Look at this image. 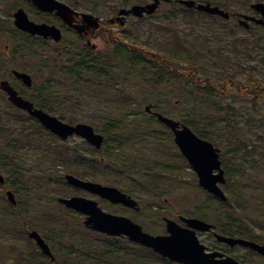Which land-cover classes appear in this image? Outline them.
Here are the masks:
<instances>
[{
  "label": "rangeland",
  "instance_id": "1",
  "mask_svg": "<svg viewBox=\"0 0 264 264\" xmlns=\"http://www.w3.org/2000/svg\"><path fill=\"white\" fill-rule=\"evenodd\" d=\"M77 1L82 7L85 5L86 8L97 5L98 8L104 9V14L93 13L87 9H83V11L109 18L116 15L117 9L121 6L126 7L133 3H146L151 0H134L129 4L118 7L116 5L119 0ZM219 1L227 10L247 13L251 2L261 0ZM12 6L13 2L0 0V78H9V81L14 83L27 97H29L28 94L35 97L39 95L42 87L52 85V88L48 91L52 90V93H50L51 98L48 100L51 104L48 105L53 108L51 114L68 123L84 122L94 126L95 130L102 133L106 138L104 148L95 151V156L102 159V156L106 157L108 152L112 153L113 157L118 160L119 164L110 168L108 172H105L104 168L99 166L93 170L92 174H88L89 177L87 178L112 185H116V181H119L125 188L127 186L131 188V185L127 182L134 183L135 186H132L131 189L136 193L133 194V197L138 201L140 210L134 211L120 205L111 204L97 196L69 186L64 180L65 173L75 175L76 171L86 170V167L78 166L74 159L77 152L71 148H81V154L87 157L83 151L90 150L92 147L77 136L61 140L34 120H28L26 117H21L20 121H17L16 118L22 112L11 107L2 92H0V110L3 116L0 117V138L13 135L17 142H20L26 148L12 164L7 160V157L11 154L6 151L2 153L1 162L4 170H0V172L2 174L8 172L9 177L7 185L0 186V209L6 210L5 207L8 202L6 201L5 191L12 189L19 201V205L13 210L16 213L19 208L29 207L35 221H40L39 213L44 212L54 214L58 219L69 224L70 228L78 229L80 227L78 222L84 227L82 223L84 216L74 211V213L69 212L56 198L59 196L82 195L96 200L106 212L132 217L141 222L149 231H154L157 234L165 233L163 217L177 219L178 215H187L188 212L195 210L198 205L203 204L207 196L205 191L198 186L196 174L174 146L171 136H168L164 127L155 122L151 123V129L157 131L156 137L151 138L145 135V137L142 136L146 134L145 130L140 133L132 130L133 126L136 127V122L149 123L146 120L148 118L145 116L146 112L144 111V105L148 102L158 103L157 110L170 117L189 118L194 120L195 123L199 121L201 116L208 119L204 123L205 127H218L220 129L210 132L217 138V145L225 153L231 151L235 146L240 148L238 145L243 142H247L248 145L252 143L258 149L264 148V98H259L264 95V82H262L264 81L262 79L264 77V64L262 63L264 49L254 52L250 38L252 34L246 30H239L234 19L225 22L219 17L212 18L205 14H198L195 11L192 14H185L179 11L178 8L175 9L170 3L162 2L158 10L145 20L138 21L130 16L123 26L118 24L101 26L95 31V37L90 39L91 43L97 45L96 52L98 53L107 50V46L114 38L119 37L121 39L123 37L127 39V42L139 45L140 48L146 51L148 57V54L165 52L169 49L191 52L194 57L192 66H189L196 70V80L192 84L195 89L193 91H191V87H188L184 92L180 88L178 79H174L176 84L174 90L168 84L167 79H164L165 82L157 86L144 88L138 84L141 83V79L130 76L129 79H126L125 85L121 86L120 91L117 92L114 85L107 90V87L100 81L89 87H82L81 83L59 82V74L50 71L52 60H46V63H44L45 58L43 57L53 59L57 53H61L63 58V43L68 44V46L72 45L77 53L75 54L78 55V51L84 46L83 40L76 37L71 31H66L64 33L65 40L61 45H54L50 41L45 44L38 41L34 43L35 40H28L26 41L28 44H26L25 37L16 33L17 31L12 22L7 20L13 10ZM112 7H116V10H113ZM173 8L177 11L175 16L178 19L171 24L168 21L171 20L169 19L171 17L170 10ZM26 11L32 20H51L50 16L44 15L32 7L27 6ZM55 24L58 25V23ZM175 33H178L181 37L185 35L186 38L191 39L189 49L184 50L182 44L174 43L177 39ZM261 37L264 39V34ZM17 43L30 47L24 46L19 49ZM5 45H9V48H6ZM174 65L175 67H186L184 61H176ZM11 69L28 72L33 77L35 87L26 88L17 84L9 73ZM226 80H228V83ZM199 81L209 85L214 84L215 89L211 86L210 88L218 96L203 100L204 94L201 93L203 83L199 84ZM255 83L259 89L263 90H255ZM245 84L250 89V94L238 90L237 86L243 88L246 87ZM53 92L55 95H53ZM126 97L129 99L127 100L128 106L117 107L121 105L119 101L125 100ZM219 106L225 109L220 112L215 111V108ZM4 109L8 113L6 116L3 114ZM128 112L130 114H126ZM132 112H137V114ZM12 115L15 116L12 117ZM107 122L111 123L117 130H105L108 125ZM229 123L232 129L223 128ZM21 132L29 133L32 136L30 144L27 139L19 136ZM116 133H121L122 139H124V144L121 147L122 151L119 148L114 150L116 144L113 141V135ZM4 141H0V149L5 144ZM16 144L20 146L19 143ZM67 148L70 149L67 157L59 155ZM62 159L69 161L68 166L62 167L59 165ZM122 159L125 161L121 162ZM257 159L255 157V163H258ZM260 159L263 165L264 153ZM166 162L170 163L173 169L169 173L164 171L162 178V174L156 171V166L161 167L164 165L166 167ZM149 167L152 171L144 177L140 170ZM129 168L131 169L127 171ZM257 172L259 176L256 175ZM262 173H264V169L256 165L254 170L248 168V171L241 177V183L243 185L248 184L246 189L252 195L249 198H252L253 201L245 209L246 217L244 220L238 219L241 214L239 211H235L234 214V219L237 220L238 225L242 227L248 223L254 225L251 230L254 229L252 231L257 237L256 241L261 242L264 241V217L257 213L255 199L264 198L262 194L263 187L260 183L264 179ZM17 174L20 175L19 178H17ZM155 176H158L159 179L158 195L155 193L154 188L147 186L155 179ZM21 177L25 180H21ZM130 178H134L143 184L138 185V182H131ZM258 184L259 188L262 189H255V185ZM143 185L146 186L143 188ZM257 195L259 196L257 197ZM219 208L223 213L227 212L225 206ZM11 214H0V264H54L41 255L39 249L26 234L23 236V229L19 221L17 218L15 221L11 220ZM27 223L29 227L25 228L23 233L31 229H37L40 232L38 228L30 226L31 221L27 220ZM255 224L259 225L256 229ZM48 228L53 229V227ZM45 231H47L48 234L46 232L45 234L51 240L53 235L48 232L47 228ZM199 239L211 248L224 247L219 246V243L206 233H200ZM53 246L54 250L58 252L59 245ZM34 250L35 252H33ZM226 251L232 256L243 259L246 264H264V256L257 255L247 250V248L236 246L230 250L226 248ZM36 257L37 260H34ZM59 258L61 263L62 258L60 255Z\"/></svg>",
  "mask_w": 264,
  "mask_h": 264
},
{
  "label": "trees",
  "instance_id": "2",
  "mask_svg": "<svg viewBox=\"0 0 264 264\" xmlns=\"http://www.w3.org/2000/svg\"><path fill=\"white\" fill-rule=\"evenodd\" d=\"M66 1L70 5H73L75 7H81L94 13L104 14V9L98 8L97 5L94 7L92 6L90 8H86L85 5H83L84 7H82V5L79 4V1L77 0ZM133 1L134 0H119L116 7L129 4ZM205 1L217 3L221 6V2L219 0ZM172 6L175 9L178 8L179 11L185 14H192L194 12L192 9H186L175 3ZM116 7H112V9L116 10ZM174 8L170 10L171 17L169 19L171 20H169L168 23L171 24L178 19V17L175 16V12L177 11H175ZM263 34L264 30L262 28H257L255 29V35H252V37H250L252 43L251 45H255V51H261L264 49V39H262L261 37ZM175 36L177 37V39L174 41L175 44L180 43L184 46V50L189 49L188 46L190 45L189 43L191 42V39L186 38L185 35L181 37L178 33H175ZM35 40L40 42L41 44L46 43L41 38L35 37ZM63 49V58L61 56V53H57L53 59H47V57H43L45 58L43 60L44 63H46V60H52V68L50 69V71L51 73L57 72L59 74V82H75L81 83L82 87H89L91 85H94L97 81H100L105 87H107V90H109V87H112L114 85V87L116 88L115 91L118 92L120 91V87L125 85V82L127 81L126 79H129L130 76H135L138 79H141V83L138 84L144 88L149 86H157L162 82H165L164 79H167L168 84L171 88H173L172 90H174V87H176L174 79H178L180 88L184 90V92H186L188 87L192 88L191 91L195 90L192 84H194L196 80V70H194V68L192 67H189L192 66L194 62V57L192 56L191 52L187 53L175 51V49H169L165 50V52L160 51L157 53L148 54V57L146 56V51L140 48L139 45L133 42L129 43L127 42V39L123 37H121V39H119V37L114 38V40H112L107 46V50L101 51L99 53L96 51L88 50L86 46H82L80 48V50L78 51V55H76L77 53L72 45L64 47ZM104 53L106 54L104 55ZM61 58L63 59V61L61 60ZM176 61H184L186 63V67H175L174 62ZM262 63L264 64V60H262ZM262 79L264 80V77H262ZM226 82L228 83V80H226ZM201 83H203L201 87V93L204 94L203 100L218 96L214 94L210 88L211 86L213 89H215L214 84L209 85L203 81H199V84ZM245 85L246 87L243 88L237 86L238 90L250 94V89L247 87V84ZM33 87H35L34 83L32 85V88ZM50 88H52V85L42 87L39 91V95L35 97L30 94L28 95L36 106L53 112V108L49 106L51 104L48 101L49 98H51L50 93H52V90L48 92ZM255 90L263 89H259L258 85L256 84ZM53 95H55L54 92ZM127 100H129L127 97L125 100H120L119 102L121 105H118L117 107L128 106ZM151 104L153 105V110L158 109V103L152 102ZM222 109L224 110L225 108L219 106L215 108V111L220 112ZM1 113L2 111L0 110V117L3 116ZM132 113L137 114V112ZM143 113L145 114L144 111ZM3 114L5 116L8 114L6 109L3 110ZM126 114H130V112ZM14 116L15 115H12V117ZM145 116L148 118L146 120H148L149 123H145L143 121L136 122V127L133 126L132 130L136 131V133H140L142 132V130H145L146 134H143L142 136L145 135L146 137L150 138L156 137L157 131H153V129H151L150 127L151 123H157L156 117L148 113H146ZM21 117L25 116L20 114V116L16 118L17 121H20ZM180 118V120L189 125L198 135L218 144L217 138H215L210 131L220 129L218 127H205L204 123L208 119H204V117L201 116L198 121L200 123L199 124L198 122L195 123L194 120L189 118ZM26 119L30 120L28 117ZM223 128L232 129V126L229 123L226 124ZM105 130L114 131L117 129L114 128L111 123H108V125L105 127ZM19 136H21V138L23 139H27L28 143L30 144L32 136L29 133L21 132ZM1 140H5V144L2 145V148L0 149V170L3 171L4 167L1 162L2 153L6 151L8 154H11L9 155V157H7V160L12 164L17 156H21V152L24 150V148H26V146H24L20 142H17V139L13 135H6L4 138H0V141ZM123 140L124 139H122L121 133H116L113 135V141H115L116 144L114 150H116V148H119L122 151L121 147L124 144ZM16 143H19L20 146H18ZM238 146L240 148H236L237 146H235L231 151H227L226 153L225 151H222L221 153V158L226 170L228 180L225 185L228 197L227 201L220 202L212 197L207 196V198L205 199V203L200 205L198 208H195V210L191 211L190 214L212 222L217 228L218 232H220L221 234L256 240L257 237L254 231H252L254 229L251 230V228H254V225L251 223H248L243 227L241 225H238L237 220L234 219V214L235 211H239L241 214L238 219L241 218L242 220H244L246 217L245 209L246 207H248V204L253 201V199L249 198L252 195L249 194L250 192L246 189V185L248 184H241L240 179L248 171V168L254 170L256 165H259L261 168L262 160L260 158L263 156L264 148L258 149L254 144L251 143L250 145H248L247 142H243ZM71 149L77 152V155L74 157V159L76 163H78V166L86 167V170L82 172H75V175L82 178L89 177L88 174H92L93 170L99 166H102L105 172H108L110 168H113L115 165L119 164L118 160L113 157L112 153L107 152L106 157L102 156V159H99L97 156H95V151L93 149H86L85 151H83L87 157H85L84 154H81V148L72 147ZM69 150L70 149L67 148L62 154L59 155L67 157ZM255 157L258 158L256 160L258 161V163H255ZM123 161L125 160L122 159L121 162ZM68 162L69 161H67V159H62L59 162V165L62 167H66L68 166ZM130 169L131 168L127 169V171ZM140 171L145 177L152 171V169H150L149 167L141 169ZM4 175L7 180L9 177L8 172L4 173ZM19 177L20 175L17 174V178ZM130 179L132 180L131 182H138V185L143 184L139 181H136L134 178ZM21 180L24 181L25 179L21 177ZM158 182V176H155V179L147 184V186H151V188L155 189V193L157 195L159 194ZM116 183V186L122 188L123 190L132 194L135 193L131 189L132 186H135L134 183L127 182L131 185V188L129 186H127L128 188L123 187L119 181H116ZM144 186L146 185H143V188ZM262 194L264 196V190H262ZM258 196L259 195H257V197ZM18 205V200L16 206L7 204L5 207L6 210L0 209V214L5 213L10 215L12 211L13 213L11 214L10 219L15 221V219L17 218L23 231L25 228L29 227L27 220L31 221L32 223L30 226L38 228L41 234L46 238L47 242H49L51 249L55 255L54 264L60 263L59 255L62 258L60 264H173L168 260L159 257L150 249L127 241V239H125L124 237H108L106 235L86 230L80 222H78L80 227L78 229H73L69 227V224L64 223L54 214H47L44 212L39 213L40 221H35L34 216H32L29 211V207L19 208L17 213L13 211ZM220 206H225L227 212L223 213L219 208ZM255 206L257 208V213L261 217H264V198L260 200L255 199ZM68 211L74 213L71 210ZM257 226L259 225L255 224V229ZM48 227H53V229H50ZM46 228L49 230L48 232L53 235L51 240L46 235L48 234L47 231H45ZM23 231L22 234H24L23 236H25V233H23ZM53 245H59L58 252L54 250ZM33 252H35V250ZM34 260H37V257Z\"/></svg>",
  "mask_w": 264,
  "mask_h": 264
},
{
  "label": "water",
  "instance_id": "3",
  "mask_svg": "<svg viewBox=\"0 0 264 264\" xmlns=\"http://www.w3.org/2000/svg\"><path fill=\"white\" fill-rule=\"evenodd\" d=\"M39 10L44 12H55L68 27L73 28L78 34L85 36L89 29L95 30L99 26V17L85 12H77L64 2L58 0H30ZM169 1V0H164ZM176 2L188 7L195 8L202 12L219 15L225 19L229 18L230 13L217 5L210 2H196L195 0H175ZM161 0H151L145 4H133L128 8L122 7L118 10L117 15L109 19L110 22L117 21L121 25L124 24L126 16L133 15L135 17H143L144 15L153 14L158 8ZM251 7L261 12V18H255L246 14H241V23L248 26L247 21L252 20L264 26V3H252ZM14 25L30 34L51 37L55 41L61 39L60 30L46 23H36L29 20L23 9H18L13 14ZM79 17L81 23H75V18ZM89 43V42H88ZM94 47V45L92 46ZM13 74L21 79L27 86H31L32 78L26 72L13 70ZM0 89L7 93L8 100L20 109L27 111L31 116L37 118L39 122L48 130L58 135L62 139H66L73 134L84 137L90 144L96 148H100L103 142V136L95 133L93 127L77 123L71 125L65 123L55 116L35 108L33 103L23 96L9 84L7 80L0 81ZM145 110L151 112V105H146ZM157 119L167 125L174 133V142L187 158L189 164L198 176V184L212 193L221 200H226L224 192L218 187L217 183H224V173L221 169L218 149L210 142L199 138L192 130L179 121L167 117L159 112H153ZM218 172L215 173L214 171ZM66 182L74 187L84 189L101 198L109 200L112 203H120L128 207L138 210L137 202L131 196L120 191L114 186L103 185L91 180L81 179L73 174H65ZM0 183H4V177L0 173ZM9 202L16 203L14 194L11 190L6 191ZM57 201L66 208L74 210L85 216L83 224L85 227L98 231L110 236H126L129 240L139 243L142 246L151 248L154 252L162 257L181 264H240L231 256L224 255L218 251H206L196 231H209L213 225L196 217L180 216L185 226L179 225L173 219L165 217V226L167 234H150L142 229V227L133 222L130 218L112 214L103 211L95 200L82 196L58 197ZM29 238L33 239L43 254L49 256L51 260L54 256L49 248L48 243L41 237L36 230L27 232ZM215 238L230 246L241 245L248 247L261 255H264V241L257 243L255 241L224 236L214 232Z\"/></svg>",
  "mask_w": 264,
  "mask_h": 264
},
{
  "label": "flooded vegetation",
  "instance_id": "4",
  "mask_svg": "<svg viewBox=\"0 0 264 264\" xmlns=\"http://www.w3.org/2000/svg\"><path fill=\"white\" fill-rule=\"evenodd\" d=\"M7 1H10V2H13V6H12V8H13V10H12V12H11V15H10V18H7V20H8V22L10 21V22H13V13L15 12V10H17V9H19V8H23L25 11H26V7L28 6V7H32V5H31V3H30V1L29 0H7ZM27 12V11H26ZM44 15H47V16H50L51 17V20L52 21H56V22H47V23H49V24H55V23H58V25H56V26H58L61 30H65L66 31V29H67V31H71L72 33H74L75 32V30L74 29H72V28H68L63 22H59L57 19H56V16H55V14H53V13H43ZM256 16H259V14H256ZM43 20V19H42ZM61 21V20H60ZM236 21H238V18L236 17ZM41 22H43V21H41ZM44 22H46V21H44ZM82 21H81V19L79 18V17H77L76 19H75V23H77V24H79V23H81ZM62 23V24H61ZM63 28V29H62ZM16 33H18L19 34V32H16ZM76 33V32H75ZM88 34L85 36V39H86V42L88 41V39L89 38H87L88 36L89 37H92V38H94L95 36H94V34H95V31H92V29H89L88 30V32H87ZM77 35V34H76ZM24 36L25 37H27V35L26 34H24ZM28 38H29V36H28ZM16 40V39H15ZM5 47L6 48H9V45H5ZM15 48H16V45H15ZM17 48H18V46H17ZM12 70L13 69H11L10 70V75H11V73H12ZM12 76V75H11ZM11 78V77H10ZM4 79H8L9 80V78H0V80H4ZM15 79V78H14ZM15 81H16V83L17 84H20V86H21V82L19 81V80H17V79H15ZM11 83V82H10ZM12 84V86L14 87V88H16L17 86L16 85H14V83H11ZM18 90V89H17ZM19 92V91H18ZM179 223L181 224V225H184L182 222H180L179 221ZM206 234H208V235H211V237H212V231H210V232H205ZM219 246H224L223 248H219V247H217L216 249L217 250H219V251H221L223 254H229L227 251H226V248L227 249H231V248H234V247H236V246H234V247H229V246H227L226 244H223V243H219ZM215 249V248H214ZM230 255V254H229ZM241 261H243V262H245L243 259H240ZM246 263V262H245Z\"/></svg>",
  "mask_w": 264,
  "mask_h": 264
}]
</instances>
